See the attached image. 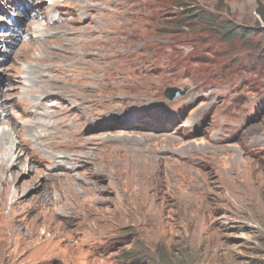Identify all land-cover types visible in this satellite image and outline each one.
<instances>
[{"label": "rangeland", "instance_id": "374dc122", "mask_svg": "<svg viewBox=\"0 0 264 264\" xmlns=\"http://www.w3.org/2000/svg\"><path fill=\"white\" fill-rule=\"evenodd\" d=\"M4 130L0 264H264V0H0Z\"/></svg>", "mask_w": 264, "mask_h": 264}, {"label": "bare ground", "instance_id": "6f19581e", "mask_svg": "<svg viewBox=\"0 0 264 264\" xmlns=\"http://www.w3.org/2000/svg\"><path fill=\"white\" fill-rule=\"evenodd\" d=\"M168 93H169L168 97H170V91ZM7 139H8V134L4 130L3 132L0 133V149L4 146L3 144L7 142L6 141ZM134 165L136 166L137 171L139 172L138 174H143V176L145 178V182H147V180L149 179L150 175L154 174V172L156 171V166L148 158L145 159V160H142V161H136ZM156 193H157V191H156ZM153 197H154L153 194H151L150 197L147 196V197H144V198H142L140 200L143 202V205H146L151 199H153ZM148 198H149V200H148ZM147 200H148V202H147Z\"/></svg>", "mask_w": 264, "mask_h": 264}, {"label": "trees", "instance_id": "16d2710c", "mask_svg": "<svg viewBox=\"0 0 264 264\" xmlns=\"http://www.w3.org/2000/svg\"><path fill=\"white\" fill-rule=\"evenodd\" d=\"M187 2V0H186ZM186 11L184 12V15L187 19H198V20H202V21H206V22H212L213 19V14H211L210 12H208L206 9H200V8H194L192 6L187 5V3H185L184 5ZM250 32L248 33H244V36L248 35ZM231 34H234V32H232ZM241 36H243V33H241ZM231 38V37H230ZM131 253H132V258H134L135 260L132 262L133 264H135L137 256L133 255V252L128 253V255H130L129 257H131Z\"/></svg>", "mask_w": 264, "mask_h": 264}, {"label": "water", "instance_id": "95a60500", "mask_svg": "<svg viewBox=\"0 0 264 264\" xmlns=\"http://www.w3.org/2000/svg\"><path fill=\"white\" fill-rule=\"evenodd\" d=\"M181 92L179 88H173L170 90V97H173L176 93Z\"/></svg>", "mask_w": 264, "mask_h": 264}]
</instances>
